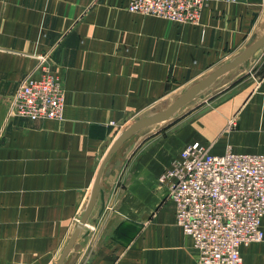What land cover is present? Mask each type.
Returning a JSON list of instances; mask_svg holds the SVG:
<instances>
[{
	"label": "crops",
	"instance_id": "0c3cea01",
	"mask_svg": "<svg viewBox=\"0 0 264 264\" xmlns=\"http://www.w3.org/2000/svg\"><path fill=\"white\" fill-rule=\"evenodd\" d=\"M127 4L0 0V264H57L116 139L264 34V0H207L197 26ZM44 55L66 92L64 121L11 117ZM208 92L185 119L143 129L115 153L65 264H199L160 178L196 142L214 155L264 154V47ZM242 255L264 264V241Z\"/></svg>",
	"mask_w": 264,
	"mask_h": 264
},
{
	"label": "built area",
	"instance_id": "2783aa9c",
	"mask_svg": "<svg viewBox=\"0 0 264 264\" xmlns=\"http://www.w3.org/2000/svg\"><path fill=\"white\" fill-rule=\"evenodd\" d=\"M236 4L239 0H226ZM207 0H128L127 11L179 25H199ZM66 92L48 56L17 88L10 116L65 119ZM169 186L176 224L192 240L199 264H244L242 248L264 241V154L214 155L187 145L160 178Z\"/></svg>",
	"mask_w": 264,
	"mask_h": 264
},
{
	"label": "water",
	"instance_id": "95a60500",
	"mask_svg": "<svg viewBox=\"0 0 264 264\" xmlns=\"http://www.w3.org/2000/svg\"><path fill=\"white\" fill-rule=\"evenodd\" d=\"M263 47H264V34L261 38H259L252 45H250L243 53H241L237 57L233 58L232 60L222 65L220 68H218L216 71L211 73L207 78H205L201 82L190 87L167 109L147 115L139 119L116 139V141L113 143L108 153L106 154L99 168L97 178L94 184V188L92 191L91 199L85 210V213L80 219L78 226L75 232L73 233V236L71 237L68 245L66 246L57 264H65V261L68 255L70 254L71 250L74 248L81 232L87 226V223L96 206L99 196L101 201L104 200V194L100 189L102 175L107 163L112 159V157L121 148V146L139 131L172 120L176 116V114L181 111V109L185 108V106L188 103L192 102L197 98H203L204 95L215 85V83L221 77L236 70L238 67L246 64Z\"/></svg>",
	"mask_w": 264,
	"mask_h": 264
},
{
	"label": "rangeland",
	"instance_id": "374dc122",
	"mask_svg": "<svg viewBox=\"0 0 264 264\" xmlns=\"http://www.w3.org/2000/svg\"><path fill=\"white\" fill-rule=\"evenodd\" d=\"M207 93H209V92H207ZM183 94V93H182ZM181 94V95H182ZM180 95V96H181ZM206 95H208V94H206ZM179 96V97H180ZM179 97H176L177 99L179 98ZM176 99V100H177ZM206 99V96H204V98H197V99H195V100H193L192 102H190V103H188L186 106H185V108H183V109H181V111L179 112V113H177L176 114V116L174 117V118H178V117H180V119L182 120V119H185V117L187 116V114H190V113H192V111H195V109H197L198 107H200V105H198L199 103H201L202 101H204ZM175 100V101H176ZM198 105V106H197ZM173 118V119H174ZM179 119V120H180ZM165 123V122H164Z\"/></svg>",
	"mask_w": 264,
	"mask_h": 264
},
{
	"label": "bare ground",
	"instance_id": "6f19581e",
	"mask_svg": "<svg viewBox=\"0 0 264 264\" xmlns=\"http://www.w3.org/2000/svg\"><path fill=\"white\" fill-rule=\"evenodd\" d=\"M162 124V123H161Z\"/></svg>",
	"mask_w": 264,
	"mask_h": 264
}]
</instances>
